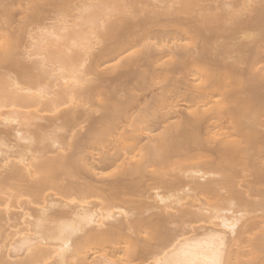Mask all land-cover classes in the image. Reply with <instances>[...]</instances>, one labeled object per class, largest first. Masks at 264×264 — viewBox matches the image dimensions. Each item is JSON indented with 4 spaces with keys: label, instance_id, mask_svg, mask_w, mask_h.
I'll list each match as a JSON object with an SVG mask.
<instances>
[{
    "label": "bare ground",
    "instance_id": "6f19581e",
    "mask_svg": "<svg viewBox=\"0 0 264 264\" xmlns=\"http://www.w3.org/2000/svg\"><path fill=\"white\" fill-rule=\"evenodd\" d=\"M262 40L264 0H0V264H264Z\"/></svg>",
    "mask_w": 264,
    "mask_h": 264
},
{
    "label": "rangeland",
    "instance_id": "374dc122",
    "mask_svg": "<svg viewBox=\"0 0 264 264\" xmlns=\"http://www.w3.org/2000/svg\"><path fill=\"white\" fill-rule=\"evenodd\" d=\"M257 1H258V0H257ZM15 18L17 19V16H16ZM18 18H19V16H18ZM25 37H26V38H25ZM23 39L26 40V39H27V35H24V38H23ZM260 42H261V41H260ZM258 46H259L260 48H257ZM256 48L258 49V51H257ZM256 48H255L256 50H254V52H256L257 54H256V53L254 54V59H253V56H252V61L255 62L256 67L254 66V64H252L253 62H252L251 60H250V61H251L252 63H250V62H247V63H246V62H245V63L243 62L244 64L240 63V66L238 65V66H239V70H240V67H242V68H243V71L240 72V71H241V70H240V71L238 72L239 75H237V76H238V78H240V76H241L240 73H242V77H241V78L246 77L247 79H249L248 77L253 76V77H251V78H254V80H256L255 77H257V78L259 77L258 79H260V80L257 79L255 82L259 85V86L257 87V88H258L257 90H258V92H260V94H261V93L263 94L262 96H263V100H264V40H262V42L260 43V45H259V43H258V45L256 46ZM247 55H249V54H247ZM255 55H256V56L258 55V56H257V59H256V56H255ZM254 60H256V61H254ZM256 62H257V63H256ZM248 63L252 64L253 66H252V65H249ZM247 66H249V67H247ZM251 67H252V68H251ZM253 67H254V69H253ZM249 68H250L252 71L249 70ZM257 69L260 70V72L255 71V70H257ZM249 71H250V72H249ZM243 72H244V73H243ZM254 72L256 73V76L252 75V74H254ZM257 73H258V75H259V73H261V74H260L259 76H257ZM262 75H263V76H262ZM260 76H261V77H260ZM241 78H240V79H241ZM246 78H244V79H246ZM258 81H259V82H258ZM260 81H261V82H260ZM255 85H256V84H255ZM255 89H256V88H255ZM256 92H257V91H256ZM259 213H260V212H259ZM253 216H254V217H253ZM258 216H260V214H258V215H257V213H256V214H249V215L247 216V217H249V218H247V219H249V221H247V223L249 222V224H251V223L253 224V221H254V220H255V221L259 220V219H258ZM256 217H257V218H256ZM250 218H251V219H250ZM256 219H257V220H256ZM252 220H253V221H252ZM244 221H246V220H244ZM250 222H251V223H250ZM245 223H246V222H245ZM254 224H256V225H254V226H257V225H258L257 222H255ZM259 225H260V226H257L256 229H255V227L253 228V230H252V231H253V232H252L253 234L250 233L251 231H250L249 233H246V235H245V233H244V236H245L244 238H250V237L253 238L254 235H256V234L258 235V234L260 233L259 231L261 230V228L263 229V226H262L263 224H259ZM257 228H258V229H257ZM259 228H260V229H259ZM254 230H255L256 233L254 232ZM256 230H257V231H256ZM247 234H248V236H247ZM249 234H251V236H250ZM246 236H247V237H246ZM242 238H243V235H242ZM246 243H248L247 246H245ZM246 243H244L245 245H243V243L241 244V246L243 245V247H244V248H242L243 250H245L246 247H247V248H250L249 241H247ZM247 248H246V249H247ZM248 250H249V249H248ZM245 251H247V250H245Z\"/></svg>",
    "mask_w": 264,
    "mask_h": 264
}]
</instances>
